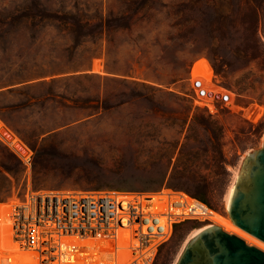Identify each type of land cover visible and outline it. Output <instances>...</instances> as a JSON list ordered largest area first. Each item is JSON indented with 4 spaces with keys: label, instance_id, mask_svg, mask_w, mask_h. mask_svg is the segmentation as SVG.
<instances>
[{
    "label": "rangeland",
    "instance_id": "rangeland-1",
    "mask_svg": "<svg viewBox=\"0 0 264 264\" xmlns=\"http://www.w3.org/2000/svg\"><path fill=\"white\" fill-rule=\"evenodd\" d=\"M49 1L0 0V118L34 149L28 179L22 162L0 141V161L12 171H5L7 178L0 175L4 199L0 203L24 198L28 188L123 192L169 188L192 196L169 186L183 182L171 179L176 172L203 180L208 185L207 202L200 201L229 215L225 199L235 173L246 155L264 143V0H147L153 7L150 23L134 36L144 29L141 43L164 82L146 81L157 92L144 110L126 102L139 89L129 83L111 86L97 78H74L84 71L71 66L64 32L45 23L26 27V15L49 13ZM64 1L80 3L91 14L119 9L118 0ZM205 58L221 81L235 90L237 106L214 115L200 108L211 116V153L181 154L190 125L191 133L204 139L188 108L196 105L187 77L191 65ZM93 70L107 73L105 57L94 58ZM162 92L184 100L162 97ZM190 142L197 145L195 139ZM217 142L223 153L212 147ZM186 185L194 189L192 182ZM208 219L190 218L176 225L153 264H177L195 231L213 224Z\"/></svg>",
    "mask_w": 264,
    "mask_h": 264
},
{
    "label": "built area",
    "instance_id": "built-area-1",
    "mask_svg": "<svg viewBox=\"0 0 264 264\" xmlns=\"http://www.w3.org/2000/svg\"><path fill=\"white\" fill-rule=\"evenodd\" d=\"M187 79L196 106L213 115L237 106L235 90L221 81L209 59L195 61ZM0 141L18 156L29 179L34 149L1 118ZM189 197L169 188L158 192L28 188L24 198L14 199L22 204L10 210L12 228L23 230L20 248L25 252L16 251L12 234L0 230V264H153L176 225L190 218L208 219L206 204Z\"/></svg>",
    "mask_w": 264,
    "mask_h": 264
},
{
    "label": "trees",
    "instance_id": "trees-1",
    "mask_svg": "<svg viewBox=\"0 0 264 264\" xmlns=\"http://www.w3.org/2000/svg\"><path fill=\"white\" fill-rule=\"evenodd\" d=\"M118 3V11L104 15L103 13H88L80 6V3L70 5L64 0H52L46 5L48 14L30 13L26 15V27L35 29L45 23L50 28L64 32L71 66L84 71L80 76L74 78L87 80L97 78L104 80L111 86L121 81L129 83V85L139 89L126 102L136 104L144 110L147 108L148 102L155 101L157 92L146 81L152 79L155 82H164L157 72V68L154 67L155 61L151 59L150 51L141 43L145 35L144 29L134 36V32L138 28H145L150 23L149 11L153 7L147 0H118ZM144 23L145 25L142 26ZM96 57H105L107 72L105 75L94 72L93 61ZM137 73H140L141 79L136 78ZM122 75L125 78H121ZM161 96L176 101L183 99L173 92H162ZM100 100L101 95L98 93V101ZM156 100L160 102L158 98ZM188 108L189 111L195 113L194 120L203 130L204 139L198 140L191 133L193 126L190 125L189 133L186 135L180 153L187 151L194 152L196 155H210L211 116L203 113L198 106L190 104ZM139 118L143 120L144 115L141 114ZM192 139L197 141V145L190 142ZM177 144L178 141L174 145V149ZM212 147L216 152L223 153L220 142L212 143ZM13 157L20 161L17 155L14 154ZM5 171L12 173L11 169L0 161V175L7 178ZM175 173L171 175V179L179 178L183 182L180 184L170 183L169 186L185 190L199 200L207 202L208 185L203 180H197V177L190 175L178 176ZM220 181V178L216 179L215 184ZM188 182L193 183L194 189L191 190L186 185Z\"/></svg>",
    "mask_w": 264,
    "mask_h": 264
},
{
    "label": "water",
    "instance_id": "water-1",
    "mask_svg": "<svg viewBox=\"0 0 264 264\" xmlns=\"http://www.w3.org/2000/svg\"><path fill=\"white\" fill-rule=\"evenodd\" d=\"M227 205L234 223L264 241V143L246 155ZM177 264H264V251L212 224L190 239Z\"/></svg>",
    "mask_w": 264,
    "mask_h": 264
},
{
    "label": "bare ground",
    "instance_id": "bare-ground-1",
    "mask_svg": "<svg viewBox=\"0 0 264 264\" xmlns=\"http://www.w3.org/2000/svg\"><path fill=\"white\" fill-rule=\"evenodd\" d=\"M237 175H238V171H236L235 173V178H237ZM234 183L235 182H233L230 185L228 192L226 194L225 200H226L227 209H228L227 204H228L229 197H230L232 188L234 186ZM182 193L184 194V196H186L188 199L191 200V197H189V195L185 194L184 192ZM154 196H157V193H154ZM21 204L22 203L19 200H13L8 203H0V230L2 231L3 235L9 231L13 236V239L10 240L11 245L16 251H19L21 254H24L25 251L20 248L21 244L23 243V241L21 240L23 238V234H22L23 230L21 229V227L12 228V224H11L12 215L10 211L12 207L19 206ZM205 207L207 208L208 218L213 224H216L222 227L223 230L229 233H233V234L240 236L246 241L247 244L254 245L264 251V241L258 238L257 236L253 235L252 233L246 231L242 227L238 226L236 223H234L230 215L217 212L211 209L207 205H205ZM2 225H6V226L9 225V226L5 227ZM202 229L203 227L198 228L195 231V234L199 233V231H201ZM1 248L5 249L6 247H4V244H3Z\"/></svg>",
    "mask_w": 264,
    "mask_h": 264
}]
</instances>
